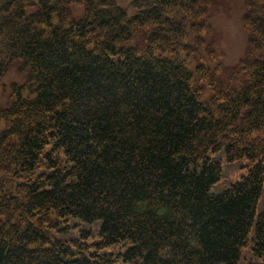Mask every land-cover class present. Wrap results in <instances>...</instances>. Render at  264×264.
Segmentation results:
<instances>
[{"label":"trees","instance_id":"obj_1","mask_svg":"<svg viewBox=\"0 0 264 264\" xmlns=\"http://www.w3.org/2000/svg\"><path fill=\"white\" fill-rule=\"evenodd\" d=\"M2 1L0 264H264V0L229 71L228 0Z\"/></svg>","mask_w":264,"mask_h":264},{"label":"rangeland","instance_id":"obj_2","mask_svg":"<svg viewBox=\"0 0 264 264\" xmlns=\"http://www.w3.org/2000/svg\"><path fill=\"white\" fill-rule=\"evenodd\" d=\"M201 5H204V0H198ZM4 1L1 2L0 5ZM117 4L123 8L129 17H134L137 14L133 6V0H116ZM246 12L243 0H231L224 5L210 8V25L216 37V44L218 47V60L222 64L224 71H229L236 67L242 59L248 42V35L241 25L243 14ZM78 15L77 13L75 14ZM206 44L201 48L202 62L207 66L214 68L215 64L209 59L207 49L211 44L212 39L209 35L205 36ZM187 43L192 42L191 36L187 37ZM225 74V73H224ZM222 74L221 79L227 80V76ZM26 77L23 72L19 70V65H15L9 74L0 83V107H5L11 102L18 100L19 95L27 98L28 90L21 92L15 85H24ZM205 98H208L207 94ZM8 128L6 123L0 124V133Z\"/></svg>","mask_w":264,"mask_h":264}]
</instances>
